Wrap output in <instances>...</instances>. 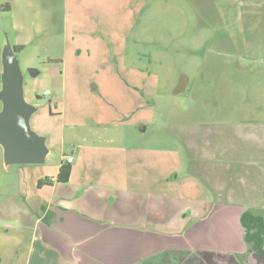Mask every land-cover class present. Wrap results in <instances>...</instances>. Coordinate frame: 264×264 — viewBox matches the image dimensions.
Listing matches in <instances>:
<instances>
[{
  "label": "rangeland",
  "instance_id": "1",
  "mask_svg": "<svg viewBox=\"0 0 264 264\" xmlns=\"http://www.w3.org/2000/svg\"><path fill=\"white\" fill-rule=\"evenodd\" d=\"M0 3L10 7L8 12L0 10V93L3 52L16 45L21 47L14 63L21 77L23 98L35 109L29 118L30 129L51 147L53 155L48 163L60 158L57 149L61 147L65 156L74 151L69 142L71 123L86 117L91 119L83 129L91 132V128L98 134L104 133L105 124H125L120 128L135 149L125 151L124 156L157 161L156 167L176 162L178 155L147 148L167 147L165 137L178 132L182 125L230 124L232 127L218 132L215 138L219 148L223 144L235 151L255 145L240 137L247 128L243 127V134L233 126L248 121L245 114L249 103H254V110L264 108L263 98L254 100L246 93L258 86L264 91V0ZM29 69L37 74L31 76ZM261 114L251 120L264 121ZM144 126L147 130L140 134L138 130ZM204 131L198 130L197 134L205 137ZM228 131L232 134L229 137ZM219 148L220 155L223 150ZM45 172L54 174L55 169L45 164L5 165L0 145L3 207L12 195L26 193L30 198L35 190L33 182ZM258 176L244 170L238 175L237 186L250 180L260 185ZM250 190L253 192H249L248 200L264 202L260 191ZM257 207L253 205L252 215L264 221V211ZM5 218L0 213V258L8 262L16 257L13 245L21 236L5 231L12 223ZM216 222L220 227L217 240L225 252L230 231L220 218ZM237 235L235 229V238ZM239 244L231 245L229 250H237Z\"/></svg>",
  "mask_w": 264,
  "mask_h": 264
},
{
  "label": "crops",
  "instance_id": "2",
  "mask_svg": "<svg viewBox=\"0 0 264 264\" xmlns=\"http://www.w3.org/2000/svg\"><path fill=\"white\" fill-rule=\"evenodd\" d=\"M0 10L10 11L8 3H0ZM259 88L246 93L264 101L263 88ZM249 104L248 121L233 127L242 133L247 128L240 137L255 144L252 148L229 151L223 144L219 148L215 138L230 124L182 125L165 137L167 147L147 148L178 155L176 162L159 167L157 161L124 156L125 151L135 149L120 128L125 124H105L104 133L98 134L83 129L89 117L71 123L69 142L74 151L70 155L65 156L61 147L57 149L60 158L48 163L53 151L45 141L43 164L54 168V174L42 173L33 182L30 198L26 193L12 195L5 207L0 201L1 215L12 220L5 231L21 236L13 245L16 257L8 262L0 258V264H240L238 256L245 249L240 215L253 205L264 211V202L248 200L251 187L264 198V121H253L259 113L263 117L264 108L254 110V103ZM203 128L207 137L197 134ZM146 130L144 126L138 132ZM218 148L223 150L221 156ZM66 158H71L70 176L68 182L59 184L55 177ZM244 170L259 175L261 184L253 185L250 180L237 186ZM45 178L52 183L43 185ZM217 218L230 231L225 252L217 240ZM238 242V249L230 251Z\"/></svg>",
  "mask_w": 264,
  "mask_h": 264
},
{
  "label": "water",
  "instance_id": "3",
  "mask_svg": "<svg viewBox=\"0 0 264 264\" xmlns=\"http://www.w3.org/2000/svg\"><path fill=\"white\" fill-rule=\"evenodd\" d=\"M16 52L10 46L3 52L0 100V145L5 165L43 164L47 154L45 139L30 129L29 118L35 109L23 98L21 77L14 63ZM31 76L37 72L29 69Z\"/></svg>",
  "mask_w": 264,
  "mask_h": 264
},
{
  "label": "flooded vegetation",
  "instance_id": "4",
  "mask_svg": "<svg viewBox=\"0 0 264 264\" xmlns=\"http://www.w3.org/2000/svg\"><path fill=\"white\" fill-rule=\"evenodd\" d=\"M264 78V74L262 76ZM250 83V82H249ZM250 87V84H249ZM252 208H247L241 215H240V224L242 227V239L244 243V252L242 255L238 256L239 263L240 264H264V227H263V233L261 234V240L257 241V239L254 238V234L258 231L257 227L254 226V222L252 218H257L252 215ZM249 214L248 218L250 219L251 223L247 228L243 227L241 223V218L245 214ZM251 217V218H250ZM261 220V219H260ZM261 224H264V221L261 220ZM252 257V260H251ZM245 262V263H244Z\"/></svg>",
  "mask_w": 264,
  "mask_h": 264
},
{
  "label": "trees",
  "instance_id": "5",
  "mask_svg": "<svg viewBox=\"0 0 264 264\" xmlns=\"http://www.w3.org/2000/svg\"><path fill=\"white\" fill-rule=\"evenodd\" d=\"M15 49V52L19 51L21 49V47H14ZM70 171H71V168H70V165L67 163V162H62L59 169H58V173H57V176L55 177V182L56 183H59V184H65L66 182H68V178L70 176ZM52 183L51 180L45 178L43 181H42V184L43 185H50ZM249 214H245L244 216H242L241 218V223L243 225V227L247 228V226L250 225L251 221L250 219L248 218ZM251 218V217H250ZM253 219V222H254V226L257 227L258 231L256 232V234H254V238L257 239L256 242H260L262 241L261 240V234L263 233V227H264V224H261V220L260 219H257V218H252ZM258 242V243H259Z\"/></svg>",
  "mask_w": 264,
  "mask_h": 264
},
{
  "label": "built area",
  "instance_id": "6",
  "mask_svg": "<svg viewBox=\"0 0 264 264\" xmlns=\"http://www.w3.org/2000/svg\"><path fill=\"white\" fill-rule=\"evenodd\" d=\"M71 161V158H66V162L69 163Z\"/></svg>",
  "mask_w": 264,
  "mask_h": 264
}]
</instances>
